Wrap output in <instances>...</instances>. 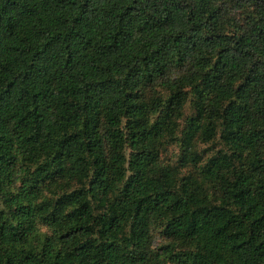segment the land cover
Wrapping results in <instances>:
<instances>
[{"label": "trees", "instance_id": "trees-1", "mask_svg": "<svg viewBox=\"0 0 264 264\" xmlns=\"http://www.w3.org/2000/svg\"><path fill=\"white\" fill-rule=\"evenodd\" d=\"M0 264H264V0H0Z\"/></svg>", "mask_w": 264, "mask_h": 264}, {"label": "rangeland", "instance_id": "rangeland-1", "mask_svg": "<svg viewBox=\"0 0 264 264\" xmlns=\"http://www.w3.org/2000/svg\"><path fill=\"white\" fill-rule=\"evenodd\" d=\"M190 110L189 109H186V112H185V116H188V115H190ZM212 148V145H201L200 146V151H202V150H210ZM170 151H171V153H172V155H177V153H178V148L177 147H172L171 149H170Z\"/></svg>", "mask_w": 264, "mask_h": 264}]
</instances>
